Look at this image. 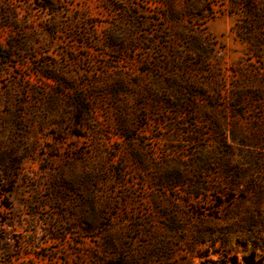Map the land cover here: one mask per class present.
<instances>
[{
    "label": "rangeland",
    "instance_id": "374dc122",
    "mask_svg": "<svg viewBox=\"0 0 264 264\" xmlns=\"http://www.w3.org/2000/svg\"><path fill=\"white\" fill-rule=\"evenodd\" d=\"M264 264V0H0V264Z\"/></svg>",
    "mask_w": 264,
    "mask_h": 264
},
{
    "label": "trees",
    "instance_id": "16d2710c",
    "mask_svg": "<svg viewBox=\"0 0 264 264\" xmlns=\"http://www.w3.org/2000/svg\"><path fill=\"white\" fill-rule=\"evenodd\" d=\"M233 264H235V261H232ZM243 263L244 264H258L256 261H255V254L253 252L249 253L248 255H245L243 257Z\"/></svg>",
    "mask_w": 264,
    "mask_h": 264
}]
</instances>
